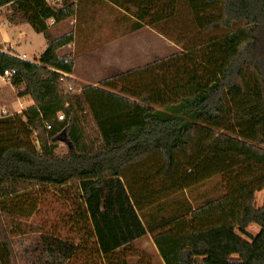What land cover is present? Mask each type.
I'll list each match as a JSON object with an SVG mask.
<instances>
[{"label": "trees", "instance_id": "trees-1", "mask_svg": "<svg viewBox=\"0 0 264 264\" xmlns=\"http://www.w3.org/2000/svg\"><path fill=\"white\" fill-rule=\"evenodd\" d=\"M102 1L132 19L134 31L150 27L182 50L117 82L63 94L75 61L58 52L75 35L54 38L48 21L75 17V4L0 0L11 7L9 21L29 24L48 45L37 63L0 50V77L14 71L18 97L34 102L0 118V216L30 217L37 199L27 192L52 188L69 208L61 226L79 236L68 263L130 264L133 243L149 234L164 264H264V0ZM181 7L206 38L164 33ZM214 178L221 198L165 214L175 196ZM10 258L0 240V264Z\"/></svg>", "mask_w": 264, "mask_h": 264}, {"label": "rangeland", "instance_id": "rangeland-1", "mask_svg": "<svg viewBox=\"0 0 264 264\" xmlns=\"http://www.w3.org/2000/svg\"><path fill=\"white\" fill-rule=\"evenodd\" d=\"M65 2L75 4V17L57 25H53L52 20L48 21L54 38L70 32L75 35L74 43L58 52L62 57L72 55L75 61L74 76L66 77L67 81L61 85L63 94H78L88 86H101L107 81L117 82L119 77L131 70L166 60L182 50L183 46L178 42L167 39L150 27L134 31L132 19L102 0H60L53 7L62 9ZM11 13V7L6 6L0 13L2 21H8L7 17ZM9 24L21 26L19 30L5 26L4 32L16 44L22 43V50L27 52L28 61L33 62L45 52L47 41L42 34L36 33L26 23L10 21ZM162 30L171 38H206L205 34L202 35L197 30L188 9L184 7L179 9L175 22L162 26ZM20 32L22 35L17 38H23L22 41L15 38ZM6 34L4 38H7ZM88 132L92 133L91 130ZM1 136L10 138L8 129H3ZM32 140L40 149L36 134L32 136ZM67 151V145L61 142L56 152L64 155ZM220 182L218 178H214L180 193L169 201L165 214L181 211L185 206H191L195 211L209 201L218 200L225 194ZM35 190L27 192V196L37 199L36 210L30 217L12 221L5 215L0 216V240L6 239L9 242L11 264H67L65 256L68 246L71 247V241L79 243L78 235L61 226V216L69 212V208L54 189ZM263 203L264 192H260L257 194V205L262 206ZM7 204L11 205L10 200ZM191 220L190 215L186 217V221ZM14 224L17 229H13ZM17 230L24 233H16ZM258 231L259 228L253 225L249 233L255 236ZM133 248L130 264H164L149 234L136 240ZM68 264L76 263L71 260Z\"/></svg>", "mask_w": 264, "mask_h": 264}, {"label": "crops", "instance_id": "crops-1", "mask_svg": "<svg viewBox=\"0 0 264 264\" xmlns=\"http://www.w3.org/2000/svg\"><path fill=\"white\" fill-rule=\"evenodd\" d=\"M5 7H2V10ZM1 13V12H0ZM8 21H2V15H0V31H2V38H0V50L3 52H10L12 54H15L16 56L24 59L29 60L28 54L26 51L23 52L22 50V43L16 44L15 41H13L5 31V26H8L9 29H21V26H11L9 23V19L7 17ZM9 22V23H8ZM29 25V24H27ZM32 28V27H31ZM2 29V30H1ZM4 32V33H3ZM4 34H6L7 38H4ZM22 33H17L18 36H21ZM18 40L22 41L23 38H17ZM47 44V42H46ZM48 47V45H47ZM47 49V48H46ZM41 56L36 57L40 59ZM33 61L34 63H37L36 60ZM31 62V61H30ZM18 88L14 87L10 81L9 77H0V118L6 117V116H12L15 114L21 115L24 111H26L28 108L32 107L34 105V102L30 96L25 97H18ZM16 97V98H14ZM16 99V100H15Z\"/></svg>", "mask_w": 264, "mask_h": 264}, {"label": "built area", "instance_id": "built-area-1", "mask_svg": "<svg viewBox=\"0 0 264 264\" xmlns=\"http://www.w3.org/2000/svg\"><path fill=\"white\" fill-rule=\"evenodd\" d=\"M46 2L50 5V6H56L60 0H46ZM2 8H0V12H1ZM15 72L14 71H6L4 73V75L2 77H11L13 76ZM63 80V79H62ZM71 88L68 89V92L70 91ZM70 93V92H69ZM67 94V93H66ZM58 120L59 121H64L66 119V115L62 112V113H59L58 116H57ZM46 129L47 130H51L52 129V124L50 122H47L46 123ZM36 145V144H35ZM38 145V144H37Z\"/></svg>", "mask_w": 264, "mask_h": 264}]
</instances>
